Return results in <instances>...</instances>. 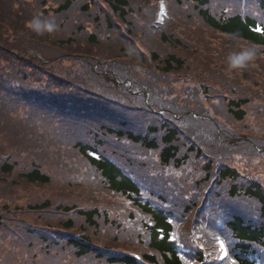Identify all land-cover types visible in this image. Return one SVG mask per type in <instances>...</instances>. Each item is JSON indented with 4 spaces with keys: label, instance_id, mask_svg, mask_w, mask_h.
Instances as JSON below:
<instances>
[{
    "label": "trees",
    "instance_id": "1",
    "mask_svg": "<svg viewBox=\"0 0 264 264\" xmlns=\"http://www.w3.org/2000/svg\"><path fill=\"white\" fill-rule=\"evenodd\" d=\"M161 1L0 0V264H264V0Z\"/></svg>",
    "mask_w": 264,
    "mask_h": 264
},
{
    "label": "clouds",
    "instance_id": "2",
    "mask_svg": "<svg viewBox=\"0 0 264 264\" xmlns=\"http://www.w3.org/2000/svg\"><path fill=\"white\" fill-rule=\"evenodd\" d=\"M29 27L37 34H43L44 32L51 33L56 30V24L53 21L44 20L39 17H34L29 22ZM258 51L259 49L256 46H252L229 53L227 57L229 70L245 69L248 63L256 58Z\"/></svg>",
    "mask_w": 264,
    "mask_h": 264
},
{
    "label": "rangeland",
    "instance_id": "3",
    "mask_svg": "<svg viewBox=\"0 0 264 264\" xmlns=\"http://www.w3.org/2000/svg\"><path fill=\"white\" fill-rule=\"evenodd\" d=\"M253 133H254V132H253ZM59 149H60V148H58L57 151H58ZM76 163H79V161L76 160ZM55 178L57 179V176H55ZM58 180H59V178H58ZM62 182H68V181H62Z\"/></svg>",
    "mask_w": 264,
    "mask_h": 264
}]
</instances>
